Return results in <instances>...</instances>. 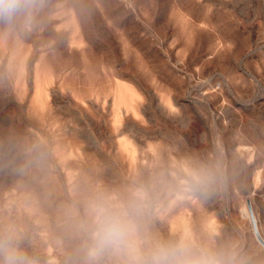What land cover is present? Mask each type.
<instances>
[{
    "label": "rangeland",
    "instance_id": "rangeland-1",
    "mask_svg": "<svg viewBox=\"0 0 264 264\" xmlns=\"http://www.w3.org/2000/svg\"><path fill=\"white\" fill-rule=\"evenodd\" d=\"M195 178V179H194ZM140 197V247L264 264V0H33L0 20V236L89 254L90 206Z\"/></svg>",
    "mask_w": 264,
    "mask_h": 264
},
{
    "label": "clouds",
    "instance_id": "clouds-1",
    "mask_svg": "<svg viewBox=\"0 0 264 264\" xmlns=\"http://www.w3.org/2000/svg\"><path fill=\"white\" fill-rule=\"evenodd\" d=\"M32 3L33 0H0V20L11 22L18 13L28 12ZM141 211L137 194L127 205L113 203L110 199L94 202L90 206V256L122 255L126 257L124 264H225L218 253L200 246L188 236L157 240L150 250L144 252L136 223ZM0 264H31L12 233L0 236Z\"/></svg>",
    "mask_w": 264,
    "mask_h": 264
},
{
    "label": "water",
    "instance_id": "water-1",
    "mask_svg": "<svg viewBox=\"0 0 264 264\" xmlns=\"http://www.w3.org/2000/svg\"><path fill=\"white\" fill-rule=\"evenodd\" d=\"M249 202V208H250V213H251V220L253 221L252 224H253V228H254V232L257 236V238H259V242L264 246V239H262L259 231H258V227H257V221H256V218H255V214H254V211L252 209V204L250 203V200L248 201Z\"/></svg>",
    "mask_w": 264,
    "mask_h": 264
},
{
    "label": "bare ground",
    "instance_id": "bare-ground-1",
    "mask_svg": "<svg viewBox=\"0 0 264 264\" xmlns=\"http://www.w3.org/2000/svg\"><path fill=\"white\" fill-rule=\"evenodd\" d=\"M251 203V202H250ZM252 206V205H251ZM250 215H251V213H250ZM259 231V230H258ZM260 233V232H259ZM260 235H261V233H260ZM262 237V236H261Z\"/></svg>",
    "mask_w": 264,
    "mask_h": 264
}]
</instances>
